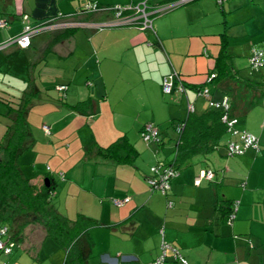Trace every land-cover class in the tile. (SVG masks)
<instances>
[{
	"label": "crops",
	"instance_id": "crops-1",
	"mask_svg": "<svg viewBox=\"0 0 264 264\" xmlns=\"http://www.w3.org/2000/svg\"><path fill=\"white\" fill-rule=\"evenodd\" d=\"M84 1L0 0V19L7 21L6 26L0 27V43L22 32L24 15H28L31 22H39L60 12H73ZM99 1L111 7L117 4L135 6L143 0ZM170 2L174 0L167 1ZM114 17L111 11L98 16V21ZM153 26L154 29L147 30L137 26L109 27L107 31H103L104 28L99 35L97 33L95 37L98 38H91L90 43H86L89 48L84 64L89 66L97 55L98 71L88 69L96 77L94 82L87 80L88 91L84 86L80 92L72 82L66 81V70L56 72L48 67L51 53L46 58L39 55L29 59L30 50L36 47L37 36L27 48L17 46L10 52L0 53V71L20 67L23 54L28 61L29 74L34 72L35 80L27 78L29 88L32 84L38 86L35 81L48 88L52 81L66 82V103L93 99L94 106L88 107V111L94 112L89 115L70 110L63 104L55 106L41 97V103H38L42 108L38 118L41 124H33L29 118L35 136L41 140L21 156L22 170L39 183L47 174L56 175V168L42 163H50L54 156L60 155L64 140H70L72 146L76 142L82 145L84 155L81 159L74 163L69 160L72 164L56 165L60 171L59 180L56 178L59 181L57 202L60 210L62 203L68 209V201H74L73 217L85 214L102 222L99 226L105 230L99 234L105 237L102 258L92 264H153L162 255L163 237L177 246L192 264H264V105L252 109L248 119L240 124L259 136L261 151L258 154L250 150L244 156H226L224 159L221 156H225V151L214 152L213 156H195L193 163L172 183L170 199L174 205L171 208L165 209L167 198L163 194L149 192L146 181L152 165L174 157L176 143L174 148L169 145V152L165 153L168 148L166 136L175 137L172 130L176 122L186 118L188 101L198 110L206 108L207 100L197 96L196 87L205 84L211 72L217 74L216 59L223 49L222 44H226L231 63L240 74L264 79V65L258 72L248 68L253 50L264 51V0H226L222 5L215 0H192L174 6L166 15L155 17ZM73 38L56 45L52 54L57 55L58 50L60 57H67L62 49L66 42L70 45ZM242 58L246 59L245 63ZM43 61L36 79L38 64ZM244 64L246 68L242 67ZM173 70L183 74L187 94H174L167 100L155 101L157 96L165 93L164 75ZM72 77L69 80H74ZM231 85L230 82V89L233 88ZM208 87L214 101H222L227 96L221 89L223 86L209 83ZM148 122L160 127L161 144L153 143L152 146L140 142L144 140L141 129ZM44 124L52 129L54 139L49 141L51 144L44 143L40 134L46 135L42 128ZM125 135L139 151L134 165L87 155L86 150L92 142L108 146ZM163 153L165 156H161ZM80 165L82 174H77ZM205 168L215 171V179L197 184L196 180ZM126 197L130 199L123 205L113 202V199ZM221 201H239L233 222L219 220L216 207ZM144 208L150 213L139 219ZM144 220L151 224V229L143 235L140 230ZM118 229L122 234H116ZM118 239L129 242L130 246H114ZM43 247L38 248L40 256ZM168 264H175L172 258Z\"/></svg>",
	"mask_w": 264,
	"mask_h": 264
},
{
	"label": "trees",
	"instance_id": "trees-1",
	"mask_svg": "<svg viewBox=\"0 0 264 264\" xmlns=\"http://www.w3.org/2000/svg\"><path fill=\"white\" fill-rule=\"evenodd\" d=\"M146 1L147 5L151 1L153 3L150 8L151 10H149L153 12L151 15L152 20H154L155 17L166 13V11L173 9H162L169 0H144L143 2ZM88 3L94 6L88 8L86 6ZM117 10L116 5L109 7L108 5L102 4L99 0H85L73 12H60L62 13L61 15H58V13L39 22H31L28 15H24L23 19L27 16V20L33 25L46 22L47 20H57L60 23H63L62 21L75 20L81 23L86 22L91 24H89L90 26L81 24L79 26L71 25L44 30L52 34L50 41L47 43L41 55L43 58H46L48 54L55 52L54 50L56 45L69 41L72 37H74L79 28L98 31L100 28L96 26V23L106 21L115 22L120 18L125 20L127 17L135 16L137 14L139 15V13L133 11L135 9H125L123 10L122 16L117 17L115 16ZM111 11L115 16L112 20L98 21V16L110 13ZM25 25L26 21L24 19V27ZM121 25H134L140 27L137 23L120 24L114 25L113 27ZM152 29H154V26ZM40 33L35 35V37ZM222 48L221 53L216 59L215 69L217 70V74L211 72L206 83L196 87L197 96L199 98H205L207 100L208 107L198 111L196 109V105L188 101V114L186 118L176 122L174 125L175 130L178 133L174 157L166 161L159 160L153 165L160 167V169L163 170L171 169L173 171L174 174L171 175L169 179H165L169 184V188L163 192L161 189H155V186L150 185L149 179H157V183L162 182L163 180L161 179V174L150 170L149 174L146 176V181L149 185L150 191L160 192L163 194L167 198L168 208H171L174 205L173 200L170 199V192L172 190V183L174 179L180 175L183 169L189 167L193 163V158L195 156L203 155L207 157L218 150L227 134H229L230 137L227 143L223 144V146L226 147L227 155L229 157L244 156L250 150L254 151L256 154L261 151L259 136L246 127H241L240 124L241 121H246L248 119H242L241 116L248 115L249 117L252 109L259 105H264V79L256 80L240 74L231 63V54L228 53L225 43L222 44ZM256 49L260 50L258 48ZM250 66L252 69L256 70H259L262 67H255L251 63ZM173 71L164 75V77L172 74ZM178 74L179 82H175L176 87H174L172 93H168L169 95L177 94L178 96L187 94V85L184 83L183 74L181 72H178ZM52 82L55 83H53V87H55L56 91L59 93V101L63 105L67 106L70 110L80 113L86 112L90 115L94 112V110L88 111V107L94 106L93 99L91 97L81 100L75 104L66 103L68 83H56V81ZM180 82L184 86V91H178L177 87ZM230 82L233 84L231 85L233 87L232 89L229 88ZM209 83L217 84L219 87L223 86L221 89L225 91L228 98L229 105L227 108L221 106H211L210 102L213 101V98L208 87ZM61 85L66 86V88L60 89L59 87ZM44 89L48 90L49 88L47 85H44ZM205 89H208V94L204 93ZM42 92L43 90L40 87L37 85L33 86L32 84L29 89L24 91L20 102L15 103L17 105L6 102L8 111L5 116L8 118V122L6 123V131L0 138V241L5 243V246L0 248V255L10 256L18 249H21V246H25L24 248L29 251H32L35 246L40 249L44 246L45 241L50 239L54 241L59 248L65 251V264H89L88 259L92 255V247L94 245V240L90 230L94 227L100 226L102 222L85 214H78L75 219L63 214L59 210L56 203H54V198L57 201L59 185V181L56 177L50 173L45 175L41 182L37 183L32 178L27 177L21 167L20 157L26 151L32 150L38 140H41L34 134L32 123L29 121V112L31 108L36 105V103H39V100L42 97ZM190 105L194 106V109H191ZM225 115H228V120L224 119ZM233 118H237V122L231 127L229 125V120ZM146 124L141 129V133ZM155 126L158 127L159 132L157 139L154 141L161 144V129L157 124H155ZM42 128L46 135L52 134L50 125L44 124ZM234 130L241 132L245 131L254 135L257 147H244L243 144V151L241 153L231 154L229 152L230 142H243L242 134L238 132L234 133ZM86 152L88 156H100L118 164L129 165H134L139 156L137 147L126 135L118 138L108 146H100L98 143L92 142V144L88 145ZM209 172L213 173L211 178L206 176ZM60 175L61 178H64L63 173H60ZM215 176L216 173L213 169H202L199 175L201 180L197 184H201L204 180L213 181ZM46 178L49 179V185H46ZM243 186H245V181L243 182ZM238 207L239 201H235L234 203L229 201L219 202L216 207L217 212L219 213V220L222 222H233L237 216ZM35 226H38L43 231V238L37 245L35 242L30 243L29 241L31 230H33ZM3 228L5 229L4 232H2ZM164 241L170 245L166 249L164 264H168L170 258H172L175 264H192L177 246L172 245L165 237H163V242ZM27 243H29V245H26ZM7 247H10L11 250L7 251ZM163 253L164 250L162 254ZM34 258L36 260H40V255L37 254ZM158 258L155 259L153 264H157L156 262ZM0 264H9V262L5 260L1 261Z\"/></svg>",
	"mask_w": 264,
	"mask_h": 264
},
{
	"label": "rangeland",
	"instance_id": "rangeland-1",
	"mask_svg": "<svg viewBox=\"0 0 264 264\" xmlns=\"http://www.w3.org/2000/svg\"><path fill=\"white\" fill-rule=\"evenodd\" d=\"M144 1V0H143ZM142 1V2H143ZM138 4H136L135 6H137ZM153 5L152 1L148 4L149 8L148 10H151V6ZM133 11H136L133 10ZM170 12V11H169ZM166 13L168 14V11H166ZM166 13H164V15H166ZM129 25H121V26H116V27H112V28H117V27H127ZM132 27H136V26H132ZM109 27L105 28V30L103 31H107ZM102 31L101 30H96V31H92L90 29H82L79 28V30L77 31L76 35L74 36V41L72 39V43H70V45L68 44V42H66L67 44L65 45V47H63L62 51L63 53L67 56V57H60L59 53L60 51L57 50V52H59L57 55L55 54H50L52 55V57H49V64L48 67H50L53 71H60L61 69L66 70V78L65 80L68 82H72V86L73 87H78V90L81 91V88L84 87L86 85V82L88 79L92 80V82H94V78H96L95 76H92L90 70L97 72L98 71V63H97V55L96 58H94L92 60V63L89 64V66H86V64H84V61L87 59L85 56L89 46L86 45V43H90L91 38L95 37V35H99ZM78 36V37H77ZM52 37V34L48 31H42L37 37H36V47L32 48L29 52V59H31L33 56V58H38V56L42 55V51H44L43 49H45L44 45H47L48 40ZM78 40H75V39ZM95 38H98L97 36ZM77 41L79 42L77 45ZM80 46V48L78 47ZM13 49H17V46H11L10 48H7L6 50H0V53H7L10 52ZM90 50V49H89ZM92 51V48L90 50V52ZM71 52H73L72 54H70ZM70 54V55H69ZM94 54V53H93ZM239 61V60H238ZM242 63L246 62V59H241ZM240 62V61H239ZM28 61L24 59L23 54H21V66L15 69H10V70H5L3 69L2 71H0V138L3 136V134L6 131V123L8 122V118L5 116V114L8 111V106L6 104V102L11 103V104H15V103H19L21 100L22 95L24 94V91L27 90L29 88L30 85V81L29 79H27L28 77H32L34 79V72L33 75L29 74V66L27 67ZM250 63V61H249ZM44 65V61L42 63L38 64V68L36 70L35 73V78L37 79V75H38V70ZM97 65V66H96ZM242 67H245V64L242 65ZM246 68V67H245ZM251 70V66L249 64V67ZM248 70V69H246ZM252 70H256V69H252ZM71 73V75L68 73ZM255 72H258V70H256ZM55 73V72H54ZM74 73V76L72 75ZM97 74V73H96ZM73 76V77H72ZM74 78V80H69V78ZM35 80V79H34ZM36 84H38V86L43 90V94L41 95L43 98H46L47 100H49L51 103H53V105L55 106H62V103L59 101V93L54 89L53 84L51 86H49L48 90L44 89V86L38 83V81H35ZM54 83V82H53ZM55 84V83H54ZM87 86L84 87L85 91L87 90ZM81 96H85V95H81ZM88 96V95H87ZM169 94L163 93L161 96H157L156 100L157 102H161L162 98H164V100L169 99ZM71 96L69 97V102H71ZM83 98V97H80ZM86 98V97H84ZM202 98V97H200ZM67 100V99H66ZM17 105V104H15ZM39 104H36L35 106H33L29 112V118L31 119V121H33V124H41V120L38 119L39 118V114L42 113L41 111V106H38ZM208 107V104L206 106V108ZM198 110V109H197ZM200 111V110H198ZM247 116V117H246ZM246 117V118H245ZM242 119H247L248 115L245 116H241ZM172 133H174L175 137H173V139L171 138H167L166 136V141L168 142V148L165 149V153H168L169 151V145L174 148V144L176 143V139L178 137V133L176 132L175 128H173ZM38 135V133H36ZM41 136H43V142L47 143V144H51L49 143V141L51 139H54V136L52 135H42V133H40ZM230 135L227 134L224 138V141L222 143V145L219 147L218 150L215 151L216 154H219L220 151L223 152L225 151V156L221 158L224 159L226 156V158H228L229 156L227 155V151H226V147L223 146V144L227 143V141L229 140ZM139 139H142L141 137ZM57 140V139H56ZM144 140H140L141 143H145V144H149L153 146V143H157L156 141H151L150 143H146V141ZM139 142V143H140ZM71 141L70 140H64V143L61 144V153L59 156H54L50 161V163H48V161H44V165H50L53 166V168L56 170V178L59 180V172L56 165H60V164H64V163H70L69 160H71L73 163L78 161L79 159H81V157L84 155V149L82 147V145H78L79 143H73V146L71 145ZM70 146V149H68ZM165 153H163V155L161 156H165ZM83 154V155H82ZM211 156H213V154H211ZM210 156V157H211ZM69 157V159H68ZM171 158V157H170ZM21 159V157H20ZM22 162V160H20ZM72 164V163H70ZM82 165V164H81ZM81 165L79 167H77L76 169V173L77 174H82V167ZM153 166V165H152ZM152 170V167H150L149 171ZM153 171V170H152ZM150 192V190H149ZM152 193V192H150ZM160 195V194H155V196ZM63 198V197H62ZM166 199L164 198V201ZM69 205L68 209L65 207V205L62 203V209L61 212H63V214H65L66 216L70 217V218H76L73 217V213L75 211V202L74 201H68ZM54 203H56V205L58 206V202L55 200L54 198ZM60 208V206H58ZM167 208V205H165V209ZM68 212V213H66ZM141 214H139V219H141L140 217L143 216L146 213H150L147 208H144L141 212ZM144 226L143 229L140 230V232L143 233V235L145 234L146 231H150L151 229V224L147 223L146 220H144L143 222ZM103 228L97 226L91 229V234L95 240V244L92 247V255L89 257L88 261L92 264L94 263L96 260H99L102 258V254H101V248L103 246V242H104V234L102 236H100V232L102 233ZM43 231L41 230V228H39L38 226H35V228L33 230H31V234H30V238L29 241L30 243L35 242V244L37 245L40 240L43 238ZM122 234L121 232H119V229L116 231V234ZM100 234V235H99ZM106 235H109V232L106 231ZM26 245H29V243H27ZM120 246L121 248H127L130 246L129 242L123 241L122 239L118 241H116V243L114 244V246ZM140 245V244H139ZM25 247V246H24ZM23 246H21V249H18L17 251H15L14 254L7 256V255H0V262L1 261H8L9 264H65V259H66V254L65 251L61 248H59L54 241L52 240H48L45 244V246L43 247V251L41 253L40 256V260H36L34 258L35 255L38 254V247L35 246L33 247L32 251H29L28 249H25ZM41 247V245H40Z\"/></svg>",
	"mask_w": 264,
	"mask_h": 264
},
{
	"label": "built area",
	"instance_id": "built-area-1",
	"mask_svg": "<svg viewBox=\"0 0 264 264\" xmlns=\"http://www.w3.org/2000/svg\"><path fill=\"white\" fill-rule=\"evenodd\" d=\"M189 1L192 0H174V2H170L164 5V7L162 9H169V8H173L176 5L179 4H185ZM218 4H223L226 0H215ZM88 8H91L92 4L88 3L86 5ZM116 8L118 9L116 12L117 17L122 16L123 14V10L125 9H136V13H139V15H135V16H131V17H127L125 20H123V18H120L119 20L112 22V21H106V22H100V23H96V26L98 28H100V30L108 27V26H114V25H120V24H128V23H137L140 25V29H149V28H153V20L151 19V15H152V11L148 10V5H147V1L143 2V3H139L137 6L134 5H116ZM159 9V10H162ZM62 13H59L58 15H61ZM25 21H26V25L23 29V31L21 32V34L16 35L14 37H11L10 39H8L5 42L0 43V50L6 49L12 45H18L20 47H28L31 44L32 38L35 37V35H37L38 33L44 31V30H50V29H55V28H59V27H65V26H79V25H85V26H90V23H81L79 21H62L63 23H60L57 20H47L46 22L40 23V24H31L28 20H27V16L24 17ZM88 24V25H87ZM90 24V25H89ZM6 25V21L4 20H0V27L5 26ZM250 63L253 66H262L264 63V52L262 50H257L254 49L252 56L250 57ZM179 82V74L177 71H173L172 74H169L167 76L164 77L163 80V91L165 93H172L174 87H176V83ZM60 89H64L66 88V86L61 85L59 87ZM178 91H184V86L183 84L180 82L178 84ZM205 94H208V89L204 90ZM211 106H215V107H228V98L227 96L222 100V101H211L210 102ZM191 109H194V106L190 105ZM224 119H229L228 115L224 116ZM237 122V118H233L231 120H229V125L232 127L235 123ZM232 129V128H231ZM159 129L157 126H155V124L153 123H148L146 124V126L144 127L141 136L142 138L147 141H154L157 139V135H158ZM241 133L242 134V139L243 142L242 143H238L237 141H231L230 142V150L229 152L231 154L234 153H241L243 151V147H248V146H252V147H257V143H256V138L254 135L249 134L245 131H238V130H234V133ZM152 170L156 173L161 174V179L163 180L160 183H157V179H149V183L152 186H155V189H161L163 192L166 191L167 188H169V184L166 181L167 179H169L171 177V175H173V171L171 169H167V170H163L160 169V167L157 166H152ZM163 170V171H162ZM204 175V173H203ZM208 178H211L213 176L212 172H209L206 175ZM166 179V180H165ZM201 180V177L197 178V183H199ZM129 197H126L125 199H113V202L116 205H123L125 202L129 201ZM5 229L3 228L2 232H4ZM5 246V243H3L2 241H0V248H3ZM170 245L168 243H166L165 241L163 242V250L164 253L158 258L157 260V264H164L165 262V256H166V249L169 247ZM7 251H10V247L6 248Z\"/></svg>",
	"mask_w": 264,
	"mask_h": 264
},
{
	"label": "water",
	"instance_id": "water-1",
	"mask_svg": "<svg viewBox=\"0 0 264 264\" xmlns=\"http://www.w3.org/2000/svg\"><path fill=\"white\" fill-rule=\"evenodd\" d=\"M45 182H46V185H49V179L48 178L45 179Z\"/></svg>",
	"mask_w": 264,
	"mask_h": 264
},
{
	"label": "clouds",
	"instance_id": "clouds-1",
	"mask_svg": "<svg viewBox=\"0 0 264 264\" xmlns=\"http://www.w3.org/2000/svg\"><path fill=\"white\" fill-rule=\"evenodd\" d=\"M0 20H4V19H0ZM4 21H6V20H4ZM6 23H7V21H6ZM6 26V25H5ZM108 27H113V26H108ZM11 47V46H10ZM20 47V46H19Z\"/></svg>",
	"mask_w": 264,
	"mask_h": 264
}]
</instances>
